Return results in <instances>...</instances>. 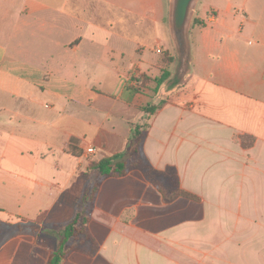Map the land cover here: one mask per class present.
I'll list each match as a JSON object with an SVG mask.
<instances>
[{
  "label": "crops",
  "instance_id": "crops-1",
  "mask_svg": "<svg viewBox=\"0 0 264 264\" xmlns=\"http://www.w3.org/2000/svg\"><path fill=\"white\" fill-rule=\"evenodd\" d=\"M224 1L198 0L177 79L171 0H0V264H48L90 163L130 162L134 140L157 176L200 200L165 202L141 166L105 178L93 247L62 264H264V0ZM164 69L157 94L133 90L134 75ZM179 218L216 221L210 248ZM116 232L130 244L100 240Z\"/></svg>",
  "mask_w": 264,
  "mask_h": 264
},
{
  "label": "trees",
  "instance_id": "trees-1",
  "mask_svg": "<svg viewBox=\"0 0 264 264\" xmlns=\"http://www.w3.org/2000/svg\"><path fill=\"white\" fill-rule=\"evenodd\" d=\"M164 62L170 64L172 62V58L170 54L166 53ZM172 74L168 70H163L161 76L152 79L145 74L142 75H134L132 80L137 83V86L133 87V90L136 92L144 93L146 90L152 92L153 94H157L160 88L171 78ZM151 82L154 84V87H150ZM149 84V85H148ZM165 101H161L159 104H148L144 111L148 114L149 118H152L165 104ZM138 136L140 135L139 130L136 133ZM252 143L246 144V147H250ZM140 142L135 141L132 145L131 149V158L139 157L136 161L130 163L128 161H124L123 157L120 155H115L112 157H105L100 161H92L89 165L90 176L95 177L97 181L93 184V186L89 189L90 193L87 196L88 201L92 205L96 199L97 193L99 191V187L103 179L108 177H122L124 176L128 169L131 166H141L145 170L146 176L158 187V190L163 196L165 202H172L180 197H184L187 199H191L194 201H199L200 199L193 195L192 193L183 190L180 187V182L178 177L173 174L172 176V184L170 189L163 188L156 180L154 176L158 175V172L153 169V167L149 164H146L140 157ZM136 155V156H134ZM134 156V157H133ZM90 221V217L82 208H79L75 217L68 222L63 228V236L60 239L58 249L51 254L48 264H62L64 260H66L70 254L76 250H78L74 241H77V238L81 235L89 236L87 231V225ZM91 239V238H90ZM92 240V239H91ZM94 244V243H93Z\"/></svg>",
  "mask_w": 264,
  "mask_h": 264
},
{
  "label": "rangeland",
  "instance_id": "rangeland-1",
  "mask_svg": "<svg viewBox=\"0 0 264 264\" xmlns=\"http://www.w3.org/2000/svg\"><path fill=\"white\" fill-rule=\"evenodd\" d=\"M211 1L212 0H200V6H202L204 4L209 6ZM214 1L216 2L217 6H223L225 4L224 0H214ZM233 1H234V3L236 5H241L243 0H233ZM254 4H257V3L254 0H252L251 6L254 5ZM244 17L245 16H243L241 14L240 21H239L240 23L243 22V18ZM157 57H158L159 60H162L163 56L157 55ZM134 156H136V155H134ZM137 159H140V158L137 157ZM137 159L136 158H132L130 160V163L136 161ZM88 179H89V182L87 183L88 188L84 190L85 191L84 193H82V197L80 198L79 208H82L85 211V213L90 215V213H91L90 211H91L92 205L88 201L87 196L90 193L89 189L93 186V184L97 181V179L95 177H92V176H89ZM154 179L156 180V182L161 184L166 189H170L171 188L172 182L170 184V181L168 180V178H165L164 176L163 177L154 176ZM198 212H200V210H198ZM174 224H175V226L177 224H179V228H182L183 225H184V229L185 230L196 231L197 233L196 234H192V237H191L192 240H194L195 244L202 245V246L209 247V248H210V239L212 237H214V236H217L216 232L219 230L217 222L216 221H211L210 218H206L203 221L191 222V223H188V222L183 223V219L179 218L178 221H176ZM63 228L64 227H62V229H60L61 230L60 239L63 236ZM99 237H100V240H106V244L108 246H110V247L114 246V245H118L119 246V245L130 244L129 243V241H130L129 239L121 238L120 234L117 233V232L110 234L109 237L108 236L105 237L103 235H100ZM90 241H91V239L84 234V235L79 236L77 238V241H74V243L76 244L77 248L79 250H81L82 248H85L86 246L93 247V245H92L93 243H90ZM207 241L209 243H207ZM230 246H232V245L230 243H228L226 245V248H229ZM97 263L101 264V258L97 260Z\"/></svg>",
  "mask_w": 264,
  "mask_h": 264
},
{
  "label": "water",
  "instance_id": "water-1",
  "mask_svg": "<svg viewBox=\"0 0 264 264\" xmlns=\"http://www.w3.org/2000/svg\"><path fill=\"white\" fill-rule=\"evenodd\" d=\"M198 0H171V30L179 52L177 79L186 77L190 68L189 27Z\"/></svg>",
  "mask_w": 264,
  "mask_h": 264
},
{
  "label": "built area",
  "instance_id": "built-area-1",
  "mask_svg": "<svg viewBox=\"0 0 264 264\" xmlns=\"http://www.w3.org/2000/svg\"><path fill=\"white\" fill-rule=\"evenodd\" d=\"M160 52V51H159ZM96 152V149H94V148H92V147H90V148H88L87 149V153L88 154H94Z\"/></svg>",
  "mask_w": 264,
  "mask_h": 264
}]
</instances>
